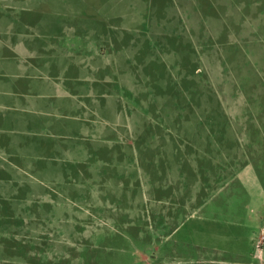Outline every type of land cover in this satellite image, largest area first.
<instances>
[{
	"label": "rangeland",
	"instance_id": "obj_1",
	"mask_svg": "<svg viewBox=\"0 0 264 264\" xmlns=\"http://www.w3.org/2000/svg\"><path fill=\"white\" fill-rule=\"evenodd\" d=\"M95 1L56 0L64 10L45 15V35L74 18L63 33L78 49L73 31L83 47L94 39L89 22L110 23L109 40L119 31L125 50L105 54V71L119 78L129 67L133 96L161 100L157 111L178 118L188 141L157 147L154 190L135 153L95 158L93 180L65 181L63 170L54 187L33 170L31 192L56 194L21 204L0 264H264V0ZM13 3L41 1L0 0V21ZM115 102L124 117L129 105Z\"/></svg>",
	"mask_w": 264,
	"mask_h": 264
},
{
	"label": "crops",
	"instance_id": "obj_2",
	"mask_svg": "<svg viewBox=\"0 0 264 264\" xmlns=\"http://www.w3.org/2000/svg\"><path fill=\"white\" fill-rule=\"evenodd\" d=\"M39 1L33 6L13 3L7 7L12 12L10 18L0 21V252L7 241L2 234L13 233V220L24 216L21 204L30 194L45 200L56 194L52 188L31 192L27 178L33 170L39 173L43 187H54L62 184L63 170L65 181L78 182L80 177L93 180L90 172L96 170L95 158L106 161L114 157L117 164L122 154L128 157L135 153L140 161L145 160V166L148 164L144 181L148 184L150 180L154 190L152 163L158 162L157 147L188 141L176 133L178 118L167 114L168 109L157 111L161 100L133 96L129 67L124 69L126 73H119V78H111L105 71L108 51L124 56L119 31V40L111 43L107 29L111 24L95 31L103 21L93 19L98 23L94 25L88 20L87 27L94 28V39L82 47L83 31H73L72 36L80 35L75 49L63 33L65 27H76L74 18L60 21L62 35L56 32L47 36L42 19L64 8L56 0ZM158 1L163 2L155 0L152 4ZM94 6L92 10L98 7L96 1ZM35 13L40 16L32 17ZM118 68L123 69V63ZM121 91L124 97L114 96ZM115 101L125 104V111L129 105L124 117H120L124 108L121 110ZM168 103L162 100V107ZM158 187L154 192L157 196Z\"/></svg>",
	"mask_w": 264,
	"mask_h": 264
}]
</instances>
